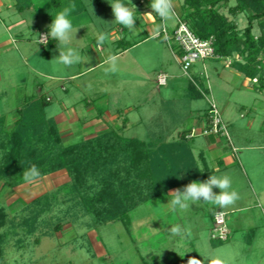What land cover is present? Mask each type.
Wrapping results in <instances>:
<instances>
[{"label":"rangeland","instance_id":"374dc122","mask_svg":"<svg viewBox=\"0 0 264 264\" xmlns=\"http://www.w3.org/2000/svg\"><path fill=\"white\" fill-rule=\"evenodd\" d=\"M124 1L133 7L137 17L135 31L127 30L125 34L119 32L124 26L114 21L112 0H102L100 6L93 0H65L59 10L52 0H31L32 6L23 12L15 7L16 0H0V117H5L4 129L14 128L17 110L23 108L27 98L45 96L52 99L47 114L58 118L62 147L111 131L122 137L151 138L154 146L180 142L189 132L184 137L187 144L191 145L195 138L199 146L207 137L204 134L210 126L209 115L203 116L196 130L186 129L193 124L191 111L200 109L196 112L204 114L210 107L205 97H188L192 76L200 75L231 139L217 136L213 141L219 140V147L206 151L209 170H221L217 176L229 174L232 188L241 197L234 206L223 208L225 212L235 208L227 212L229 226L237 232L234 240L221 246L211 242L213 226L206 216L218 206L200 202L187 210L173 211L167 196L142 203L131 213L128 224H99L84 205L85 193L77 195L68 172L59 170L19 185L0 178V264H171L194 251L205 256L219 252L228 264H242L241 248L249 245L253 218L259 216L258 201H264V92L254 87L260 77L264 78V53L257 78L251 82L232 68L234 61L244 62L237 54L228 60L207 61L206 79L201 75V63L186 75L175 55L179 54L178 46H172L173 53L163 37H155L163 23L172 31L175 17L166 23L160 19L150 26L144 21L149 17L143 14L151 11V0ZM183 3L184 0H174L179 16ZM235 6L232 0L218 10L243 33L252 12L246 9L232 14L230 9ZM66 8L73 27L78 28L72 46L79 49L84 61L72 67L52 61L59 56L57 45L47 60L38 44L39 40L44 44L41 37L48 33V25ZM260 22H253L256 38ZM101 36L105 37L102 44ZM121 38L125 44L119 42ZM128 42L138 45L126 50ZM112 55L118 57V70L106 72L105 61ZM161 74L167 77L164 87L156 82ZM125 118L129 120L127 127ZM5 154L0 148V162ZM231 154L234 161L225 168L219 161ZM93 183L96 184L91 180ZM140 186L147 195L146 183ZM96 191L97 188L87 195ZM213 191L219 193L218 188ZM245 207L252 210L243 211ZM177 226L181 234L173 235L171 229ZM261 235L253 243L252 261L259 258ZM247 261L244 259L243 264Z\"/></svg>","mask_w":264,"mask_h":264},{"label":"trees","instance_id":"16d2710c","mask_svg":"<svg viewBox=\"0 0 264 264\" xmlns=\"http://www.w3.org/2000/svg\"><path fill=\"white\" fill-rule=\"evenodd\" d=\"M230 1L232 0H184L180 17L198 37L215 39L216 54L219 57L217 61L231 59L236 54L242 56L244 62L234 61L231 66L252 81L257 78L262 64L260 57L264 53V0H235L236 6L230 9L232 14L246 9L252 12L243 33H239L235 24L218 10L221 5H228ZM93 2L99 6L103 4L102 0ZM122 2L126 4L123 0ZM52 3L59 10L65 0H52ZM31 6V0H16L15 7L19 12ZM258 20H261V31L256 38L253 22ZM56 43L52 39L44 43L45 58L49 57L50 50ZM205 85L206 82L200 75L192 76L189 90L193 98H204L202 91L209 93ZM254 87L255 91L264 92V78L260 77ZM50 101L45 96L27 98L23 108L17 110L18 120L10 131L4 129L5 117H0V148L6 152L0 162V178L10 180L12 185L23 183L25 172L32 165H36L40 177L66 170L72 180V188L77 195L85 193L82 194L84 205L99 224H128L131 213L142 203L148 204L168 196L172 190L191 181L202 182L214 175L210 170L205 171L207 167L200 168L191 145L184 138L189 132L183 134L180 142H163L154 146L151 138L142 140L122 137L111 131L94 139L62 147L58 125L47 114ZM208 115L209 110L206 117ZM124 126L127 127L126 121ZM207 128L206 131L211 130V126ZM204 136L214 140L220 135L213 133ZM91 180L97 185L90 184ZM144 182L149 189L147 195L140 186ZM96 188L97 191L92 196L87 195ZM219 211L221 210L210 209L212 226ZM211 242L215 246L226 243L212 238ZM193 256L200 259L194 251L171 264H187L188 258Z\"/></svg>","mask_w":264,"mask_h":264},{"label":"clouds","instance_id":"9594fccd","mask_svg":"<svg viewBox=\"0 0 264 264\" xmlns=\"http://www.w3.org/2000/svg\"><path fill=\"white\" fill-rule=\"evenodd\" d=\"M114 21L124 27L129 32L135 31V21L137 19L133 7L125 5L122 0H112L110 3ZM135 7V5H133ZM152 11L146 12L143 15L149 18L153 14L158 15L163 22H167L175 16L174 0H151L149 5ZM136 8V7H135ZM70 10L64 9L58 12L53 18L50 25H48V33L41 37V40L46 43L49 38L56 41L57 48L59 49V56L52 59L56 64L65 67H72L73 65L84 62L78 48L73 47V41L78 28H74L72 21L69 19ZM105 37L101 36L99 43L104 42ZM39 51V48L36 50ZM118 57L116 55L109 56L105 63L108 67L106 72H116L118 70ZM39 176V171L36 165L25 172L24 179L30 181ZM213 188H218L219 193H215ZM169 197L168 205L173 211L187 210L191 205L206 202L212 203L220 208H228L234 206L241 198L238 191L232 188V178L229 174L225 173L221 176L211 175L207 180L191 181L183 190L177 188L173 190ZM261 208H264V201H261ZM173 235H180L181 228L173 227L171 229ZM201 255V254H200ZM204 259H197L196 257H189L187 264H228L225 257L219 252H213L209 255H201Z\"/></svg>","mask_w":264,"mask_h":264},{"label":"built area","instance_id":"2783aa9c","mask_svg":"<svg viewBox=\"0 0 264 264\" xmlns=\"http://www.w3.org/2000/svg\"><path fill=\"white\" fill-rule=\"evenodd\" d=\"M175 11L176 25L172 31H169L163 23L162 30L157 33L155 37H163L164 41L172 49V46L176 44L179 49V54H176V58L179 64L182 66L186 75H189V71L197 64L203 65V71L201 75L207 76L206 62L209 60H218L219 57L216 54L215 39L213 37L202 39L198 37L182 20V18ZM173 50V49H172ZM159 85H165L167 83L166 76H159ZM209 89V88H208ZM202 94L207 99L209 104V118L211 130L206 131L205 135L215 134L223 136L225 135L230 140V135L227 127L224 125L223 117L219 113L218 107L209 93L202 91ZM231 232L229 223L227 221V213L219 211L214 219L213 228L211 231V238L220 242H227L230 238Z\"/></svg>","mask_w":264,"mask_h":264},{"label":"crops","instance_id":"0c3cea01","mask_svg":"<svg viewBox=\"0 0 264 264\" xmlns=\"http://www.w3.org/2000/svg\"><path fill=\"white\" fill-rule=\"evenodd\" d=\"M124 1V0H123ZM125 2V1H124ZM126 3V5H128V3L127 2H125ZM152 11V10H151ZM144 21L146 22V24L147 25H152L153 26V24L154 23H157L158 21H159V16L158 15H155V14H153V17H151V18H145L144 19ZM152 29V28H151ZM128 29L126 28V27H124L123 29H121V31H119V32H122V34H125L126 33V31H127ZM114 38V35L112 36V39ZM124 39L123 38H121V39H119V42H122ZM48 41V40H47ZM127 43V42H126ZM39 45H40V47H41V51H42V53H41V55H42V57L44 58V59H50L51 58V56H52V53H51V51H50V55H49V57L48 58H45L44 56H43V46H44V44L42 43V44H40V40H39V43H38ZM122 44V43H121ZM123 44H125V43H123ZM140 44V43H139ZM128 47H125V48H127L126 50H128V49H130V48H133V47H136L138 44H135V43H129L128 42ZM172 52L174 53V51L172 50ZM176 55V54H175ZM160 76H166L165 74H161ZM159 79V78H158ZM248 80V82L250 81L251 82V80L250 79H247ZM157 82V84L159 85V82H158V80L156 81ZM167 85V83L165 84V85H159L160 87H164V86H166ZM189 86H190V83H189V85H188V90H189ZM190 91V90H189ZM49 97V96H48ZM188 97H189V99L190 100H192V99H196V98H193V96H192V94H191V92H189V94H188ZM51 101H52V99H50ZM24 103V102H23ZM196 111H201L200 109H195L193 112L191 111V113H190V111H189V114H191L192 116H194L193 117V124H192V126H191V128L190 129H186V130H196L197 129V127H198V125L201 123V122H203L202 121V119H203V116H206V110H205V112H204V114H202V113H198V112H196ZM49 116V115H48ZM196 116V117H195ZM63 117L65 118V115L64 116H62L61 117V119H63ZM51 118V117H50ZM56 122L58 121V118L57 119H55V118H53ZM124 121H126V125L128 126L129 125V120H128V118H125L124 119ZM58 123V122H57ZM59 124V123H58ZM185 130V131H186ZM201 135V134H200ZM195 135H191L190 137H194ZM197 136V135H196ZM205 138V137H204ZM219 144H221V142L219 141V140H215V141H213V140H211L209 137H206L204 140H203V142H201V145H195V138H194V140H192V144H191V148H192V150H193V154H194V157H195V159L198 161V164H199V166H200V168H204L205 169V167H207L206 169H205V171H207V170H209L210 168H209V164H208V159H207V151L206 150H213V149H215V148H217V147H219ZM203 145H204V147H203ZM203 148V149H202ZM235 148V147H234ZM237 149V148H236ZM230 151V150H229ZM233 151V150H232ZM236 152H237V150H236ZM231 153V152H230ZM238 154V153H237ZM237 154H235L236 156H237ZM198 157H197V156ZM222 155H226V154H222ZM235 158V156L233 155V154H231V155H227L226 157H224V159L222 160H220L219 162H221L220 164L221 165H223V166H225V168H226V166L227 165H229V164H231L234 160ZM205 166V167H204ZM212 172H214V175H218V174H220V173H222V171L221 170H214V171H212ZM181 188V187H180ZM179 188V189H180ZM173 191V190H172ZM171 191V192H172ZM170 192V193H171ZM169 193V194H170ZM167 199L168 200H170L171 199V197H169V195L167 196ZM258 204L260 205V202L258 201ZM212 208H214V209H220L221 211H223V212H225L224 210H223V208H220L219 206L218 207H212ZM235 208H231L230 209V211H226V213L228 212V213H232V212H234L235 210H234ZM259 209H260V211H259V216H257V218H253V220L255 221V223L253 224V226L251 227L252 229L250 230V232L252 233V236L248 239L249 240V245L245 248L244 246H243V248H241L242 249V252L241 253H243L242 254V256H241V258H240V262L243 264V261H244V259H247L248 261L247 262H249L248 264H264V208H261L260 206H259ZM237 210H240V209H237ZM236 210V211H237ZM252 210V208H250V207H245V208H243V211H251ZM206 217H208V221L210 222L211 221V218H210V212L208 213V215L206 216ZM228 221V220H227ZM211 223V222H210ZM230 227V226H229ZM211 228V227H210ZM230 231H231V235H230V238H229V240L228 241H233L234 240V236H235V234L237 233L233 228H230ZM260 231V232H259ZM236 232V233H235ZM260 234H262L261 236L262 237H260V239H262L263 241H262V247L261 248H259V250H258V252H259V258H257V259H255L254 258V260L252 261V257H253V255H254V253H255V249H254V246H253V243L255 242V240H257L258 238H259V235ZM231 248L230 246H227V248L226 249H228V250H230L229 248ZM227 250V251H228ZM197 252V251H196ZM198 253V252H197ZM240 253V254H241ZM198 255H199V253H198ZM199 257H200V259H201V256L199 255ZM231 259V258H230ZM246 262V261H245ZM244 264H246V263H244Z\"/></svg>","mask_w":264,"mask_h":264}]
</instances>
